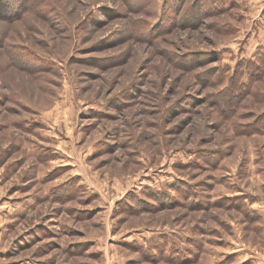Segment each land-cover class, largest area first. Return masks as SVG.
<instances>
[{
  "label": "rangeland",
  "instance_id": "1",
  "mask_svg": "<svg viewBox=\"0 0 264 264\" xmlns=\"http://www.w3.org/2000/svg\"><path fill=\"white\" fill-rule=\"evenodd\" d=\"M49 260L264 264V0H0V264Z\"/></svg>",
  "mask_w": 264,
  "mask_h": 264
},
{
  "label": "trees",
  "instance_id": "2",
  "mask_svg": "<svg viewBox=\"0 0 264 264\" xmlns=\"http://www.w3.org/2000/svg\"><path fill=\"white\" fill-rule=\"evenodd\" d=\"M19 12H20V11H19ZM13 14L17 15V14H18V12H17V13L15 12V13H13Z\"/></svg>",
  "mask_w": 264,
  "mask_h": 264
},
{
  "label": "crops",
  "instance_id": "3",
  "mask_svg": "<svg viewBox=\"0 0 264 264\" xmlns=\"http://www.w3.org/2000/svg\"><path fill=\"white\" fill-rule=\"evenodd\" d=\"M51 263V261L49 260V264ZM46 264V263H45ZM48 264V263H47Z\"/></svg>",
  "mask_w": 264,
  "mask_h": 264
}]
</instances>
